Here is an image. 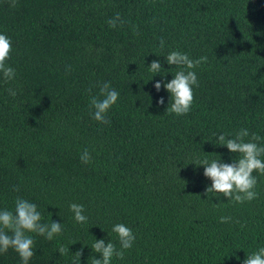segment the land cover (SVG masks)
<instances>
[{"label": "trees", "instance_id": "1", "mask_svg": "<svg viewBox=\"0 0 264 264\" xmlns=\"http://www.w3.org/2000/svg\"><path fill=\"white\" fill-rule=\"evenodd\" d=\"M116 13L125 23L111 28ZM0 34L12 40L16 71L7 82L0 74V210L14 211L21 197L63 229L51 241L28 233L29 264H79L81 250L80 264H92L101 258L95 240L120 248L118 223L136 239L111 264H243L264 247V175L253 173L258 198L235 204L204 195L212 181L193 164L238 158L213 133L246 128L264 138V0H0ZM173 50L207 57L192 69L199 87L182 116L166 112L163 84L179 70L165 58ZM103 82L119 92L108 124L90 107ZM0 264L21 260L9 249Z\"/></svg>", "mask_w": 264, "mask_h": 264}, {"label": "clouds", "instance_id": "2", "mask_svg": "<svg viewBox=\"0 0 264 264\" xmlns=\"http://www.w3.org/2000/svg\"><path fill=\"white\" fill-rule=\"evenodd\" d=\"M15 5L16 0H12V6ZM107 23L109 27L115 28L118 25L123 26L125 21L119 13H116L114 17L108 19ZM133 27L135 30V26ZM159 46L161 49L165 47L163 38H160ZM11 52V38L6 34H0V74H2L5 82L16 77L15 69L7 63ZM165 58L169 65H174L179 69L170 82L163 84V87L170 93L166 112L177 116L186 115L190 112L194 102L193 88L194 86L199 87L197 74L192 69L206 63L207 57L201 56L193 60L188 54L173 50ZM148 68L154 74H160L164 70L158 60H153ZM161 86L162 83L159 81L154 85L157 91L161 89ZM98 87V96L90 98V107L93 110L91 115L95 121L108 124L110 120L107 119V114L117 103L119 92L111 87L110 82H103ZM8 91L11 95L16 94L12 89H8ZM158 103L163 105L164 99L161 97ZM213 136L216 138V145L226 146L229 152L238 153V158L232 163H224L220 157L211 161L198 159L193 163L197 166L203 165L204 176L212 181L204 195L211 199L210 193L215 196L222 194L235 204L251 202L258 198L256 191L258 179L253 173L264 175V144L258 143L264 138L256 133L250 135L246 128H241L233 136L223 133L220 135L213 133ZM80 159L82 163L88 164L91 162L92 156L85 149ZM14 190L19 191L18 186ZM14 204V211L0 210V254L12 249L19 255L21 264H29L31 258L35 256V248L34 239L28 233L38 234L51 241L54 236L62 233V224L53 221L42 223V215L38 211L37 205L24 198L17 197ZM69 208L77 223L87 222L88 217L84 214L85 209L82 204L72 203ZM231 220L232 217L230 216H221L219 222L229 223ZM112 231L118 236L120 248L118 249L111 241L105 243L104 239L95 240L91 248L95 253L100 254L101 258L92 257V264H111L114 257L123 260L124 250L132 248L136 237L130 227L118 223L113 226ZM59 252L64 253L65 249L61 247ZM75 255L79 257L80 264L82 250ZM243 264H264V247H260L257 251L247 255Z\"/></svg>", "mask_w": 264, "mask_h": 264}]
</instances>
